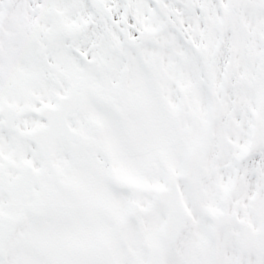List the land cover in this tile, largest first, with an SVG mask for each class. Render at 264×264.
Listing matches in <instances>:
<instances>
[{
	"label": "snow or ice",
	"instance_id": "snow-or-ice-1",
	"mask_svg": "<svg viewBox=\"0 0 264 264\" xmlns=\"http://www.w3.org/2000/svg\"><path fill=\"white\" fill-rule=\"evenodd\" d=\"M0 264H264V0H0Z\"/></svg>",
	"mask_w": 264,
	"mask_h": 264
}]
</instances>
